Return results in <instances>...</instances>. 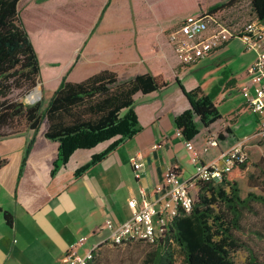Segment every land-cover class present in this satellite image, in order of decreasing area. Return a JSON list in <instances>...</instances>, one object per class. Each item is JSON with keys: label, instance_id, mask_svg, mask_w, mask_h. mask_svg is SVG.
<instances>
[{"label": "crops", "instance_id": "crops-1", "mask_svg": "<svg viewBox=\"0 0 264 264\" xmlns=\"http://www.w3.org/2000/svg\"><path fill=\"white\" fill-rule=\"evenodd\" d=\"M225 1L208 5L205 10ZM80 2L86 12L91 13V20L80 47L73 55L68 54L69 64L63 72V75L69 73L68 81L80 83L102 71H110L116 73L121 82L150 73L168 86L134 95L133 109L141 127L139 133L120 143H115L121 138L117 136L92 149L76 150L54 176L59 143L46 138L47 129L36 135L21 177L22 161L34 132L0 140V144L17 148L12 156L0 153V159L8 161L0 169V264H64L71 247L82 237H88V242L77 248L83 255L93 244L107 237L105 231L98 233L107 220L123 223L132 217L129 201H140L142 192L149 202L162 198L168 169H177L182 181L192 179L200 164H216L222 169L223 155L237 142L250 138L260 125L258 116L236 91L237 79L233 73L225 72L223 80H213L222 84L214 100L221 119L206 127L199 116L194 117L199 134L189 143L200 153L201 162L193 163L185 140L178 136L180 130L174 120L191 109L183 88L187 92L200 88L203 95H208L209 91L201 81L186 85L183 76L190 72V67L172 60L174 54L168 34L188 16L204 11L199 2L186 8L182 2L177 9H167L163 17L154 16L149 10L155 4L153 0ZM38 4V10L46 8L53 12L69 5L67 0H43ZM229 44L204 59L216 60ZM77 50L78 61H75ZM241 57L246 58L247 70L256 54L245 48ZM241 75L243 86L248 77L246 71ZM212 135L219 138V145L204 152ZM107 151L103 159L93 162L95 156ZM136 160L143 164L139 180L135 178L132 165ZM85 167L86 170H82ZM6 214L12 217V225L7 222Z\"/></svg>", "mask_w": 264, "mask_h": 264}, {"label": "trees", "instance_id": "trees-1", "mask_svg": "<svg viewBox=\"0 0 264 264\" xmlns=\"http://www.w3.org/2000/svg\"><path fill=\"white\" fill-rule=\"evenodd\" d=\"M243 1L227 0L212 6L209 11L228 9ZM248 1L253 17L264 21V0ZM20 2L0 0V131L24 119L34 132L22 161L21 177L36 133L46 121V138L59 143V160L52 172L54 176L76 150L92 149L117 136L121 138L115 143H120L139 133L141 127L133 109L134 95L157 91L168 86V83L150 73L121 82L117 74L110 71H102L83 82L72 83L68 81L67 73L44 111L41 102L24 104L11 100L10 96L16 91L25 94L34 89L39 84L41 74L34 45L21 22ZM221 85H217L209 95H203L200 88L187 92L182 87L190 100L191 109L176 117L174 123L185 142H190L199 134V127L194 121L196 115L206 127L221 119V113L214 103ZM124 110L127 111L122 115ZM107 154L108 151L95 156L93 162ZM7 162L0 159V169ZM259 163L252 164L247 159L243 163H236L220 181L199 180L192 211L181 214L164 237L150 244L153 248L142 264H178L179 257L182 264H237L233 253L239 251L242 245L235 232L242 229L244 214L254 212L253 203L264 204V196L261 195L249 194L244 198L240 181L247 177L254 178V174H250L252 167L255 171H264V159ZM5 217L12 225V217L9 214ZM253 260V264H257L255 257Z\"/></svg>", "mask_w": 264, "mask_h": 264}, {"label": "rangeland", "instance_id": "rangeland-1", "mask_svg": "<svg viewBox=\"0 0 264 264\" xmlns=\"http://www.w3.org/2000/svg\"><path fill=\"white\" fill-rule=\"evenodd\" d=\"M42 1L21 0L18 7L22 25L28 32L30 38H32L31 40L39 59L41 71L40 81L31 91L25 94L16 91L10 96V99L24 104H30L29 102H36L41 97L39 102L42 103V110L44 111L53 93L59 87V80L69 64L68 54L71 52V55H73L74 50L80 47L86 26L91 20V13L88 14L86 12L85 6L81 5L80 0H67L69 4L67 8H61L57 12L46 8L38 10L36 5L39 6L38 3ZM197 1L203 10L208 5L220 2V0H153L155 4L149 10L154 16L158 15L163 17L162 15H165L167 9H177L182 5V2H185V8L191 5L196 6ZM226 17L234 20L235 23L246 22L251 19L253 13L249 1L244 0L242 3L228 8ZM245 48L241 40H232L216 60L210 61L211 59H204L199 66H191L190 72L183 76L184 82L187 86H190L195 81H201L209 91V95L219 84L213 80L220 78L217 81L219 82L224 79L225 72L228 74L233 73V76L238 81L236 91L241 96V74L246 71V64H244L246 58L241 57V54L245 51ZM78 52L79 50H77L75 61H78ZM144 53L148 58L149 55L146 52ZM172 60L177 61L174 56ZM139 66L136 69L139 70ZM142 68L144 69L143 66ZM47 127L48 123L45 121L40 130L47 129ZM26 132H31L26 120L19 119L11 126L0 131V140L23 135ZM0 153L12 156L17 153V148L1 143ZM261 158L264 159V140L250 142L248 148V159L250 162L257 164L262 160ZM250 174H254V178L247 177L240 181L242 196L244 198L249 194L264 196L263 169L261 171H255V168L252 167ZM197 193L198 188H191V194L195 199ZM253 206L254 212L244 214L242 229L235 232L239 243L242 245L239 251L233 253V259L237 264H253V257L256 258L257 264H264V204L256 202L253 203ZM152 248V245L144 242L132 243L123 247L106 246L102 249L93 264H142L147 253ZM177 263L182 264L180 257Z\"/></svg>", "mask_w": 264, "mask_h": 264}, {"label": "built area", "instance_id": "built-area-1", "mask_svg": "<svg viewBox=\"0 0 264 264\" xmlns=\"http://www.w3.org/2000/svg\"><path fill=\"white\" fill-rule=\"evenodd\" d=\"M228 9L211 12L201 11L185 18L168 34V41L177 61L184 67L196 65L202 59L210 57L216 51L225 47L234 39L241 40L248 51L256 54L254 62L247 68L248 82L241 87V94L247 107L259 118V128L250 137L237 142L227 153L224 167L216 164H200L195 176L182 181L180 173L175 168L167 170L165 175V194L157 202H149L144 198L129 201L132 217L123 223L107 220L98 230L107 232V237L93 246L83 255L77 251L84 246L89 238L82 237L71 247L64 257V264H92L106 246L123 247L132 243L144 242L154 244L169 231L171 224L183 213H190L195 198L191 188L196 187L199 180L220 181L231 172L236 163L248 159V148L254 140H264V21L252 17L246 22L235 23L226 17ZM181 136V132H178ZM219 138L210 136L204 147V152L218 147ZM191 152L193 163H200V153L192 144L186 142ZM136 180L140 179L143 164L139 160L133 162Z\"/></svg>", "mask_w": 264, "mask_h": 264}, {"label": "water", "instance_id": "water-1", "mask_svg": "<svg viewBox=\"0 0 264 264\" xmlns=\"http://www.w3.org/2000/svg\"><path fill=\"white\" fill-rule=\"evenodd\" d=\"M31 94V93H30ZM29 94V95H30ZM39 100H41V97L39 98ZM39 100H37L36 102H29L30 104H35V103H37V102H39Z\"/></svg>", "mask_w": 264, "mask_h": 264}]
</instances>
